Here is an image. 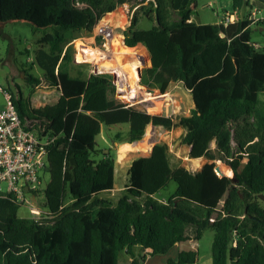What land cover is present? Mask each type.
<instances>
[{
	"label": "trees",
	"instance_id": "1",
	"mask_svg": "<svg viewBox=\"0 0 264 264\" xmlns=\"http://www.w3.org/2000/svg\"><path fill=\"white\" fill-rule=\"evenodd\" d=\"M127 4L136 10L123 31L131 58L126 77L143 59L135 49L142 45L151 66L140 84L161 95L181 84L193 100L189 116L151 115L120 103L111 76L75 74L64 55L70 43L91 38L104 17ZM194 5L195 0H0L1 23L25 22L44 34L35 52L44 77L25 76L31 88L27 99L18 86L16 91L8 87L12 104L22 121L56 136L44 191L50 219H21L22 206L0 199V264H146L189 241L190 228L196 240L214 231L212 264H264L259 199L264 195V48L252 41L248 17L227 27L198 25L192 21ZM232 6L235 12L252 8L250 0H232ZM142 16L156 24L137 30ZM72 48L67 50L71 60ZM102 59L97 53L100 73ZM138 71L133 79H122L128 101L142 90ZM42 83L60 97L35 109L31 98ZM117 125L129 127L116 135L121 144L141 142L149 127L180 129L189 158L207 163L197 172L175 167L169 146L155 144L149 156L131 163L125 195L111 198L114 159L109 153L99 161L94 156L100 153L96 138L102 126ZM218 161L236 178L220 177ZM171 182L177 188L163 203L156 196ZM198 260L197 252L182 251L166 264Z\"/></svg>",
	"mask_w": 264,
	"mask_h": 264
},
{
	"label": "rangeland",
	"instance_id": "2",
	"mask_svg": "<svg viewBox=\"0 0 264 264\" xmlns=\"http://www.w3.org/2000/svg\"><path fill=\"white\" fill-rule=\"evenodd\" d=\"M135 6V4H127L119 7L112 14L104 17L98 24L107 23L114 28L113 43L112 41L107 43L100 36H96L95 29L91 38L82 37L70 43L66 47L64 55L68 57L70 64L74 67L75 74H81L85 77L94 75L97 78L106 75L111 76L117 88L116 100L120 103L135 106L140 110L147 111L151 115L165 117L189 116L194 104L191 94L186 91L181 84L171 85L168 92L161 95L157 90L151 92L148 88L142 86L139 78L138 84L142 90L136 92L133 101H128L126 98H123L125 93L122 86V79H125V77L129 75V70L123 68L127 59L121 61L120 65H118L119 71L116 73L115 71H117V67L115 61H117V58L120 57V54L119 52H116L112 46L121 42V38L123 45V31L130 25L133 12L136 10ZM226 14H234L236 17L242 19L247 16L248 10L243 8L241 11L235 12L233 10L232 0H195V5L192 8V20L198 25L218 26L222 17ZM155 24L156 23L151 21L149 18L142 16L137 26V30H148ZM252 30V41L254 43H258L261 48H264V32L259 33L255 31L253 26ZM43 35V32L34 30L31 25L25 22H0V86L3 89L7 90L8 87H11L16 91V86H18L22 91L24 99H27L31 88L26 83L25 76L30 75L38 79H43L44 73L37 66L35 61V52L38 48L37 43ZM76 41L77 43L72 45L71 60L67 54V50L71 44ZM97 53L102 54L103 57L101 67L105 73L102 74L95 71L97 68L94 62L96 60ZM108 55L111 59H108ZM142 58L143 59L139 61V67L143 72L150 66L149 55L146 53V50L144 55H142ZM119 75H121V79L119 78ZM148 94L150 96H148ZM59 97L60 95L57 90L49 88L46 83H42L41 86L34 90L31 98L32 106L33 108L38 109L44 106L54 105L58 101ZM260 99L264 101V94L260 95ZM5 106L6 101L4 95L0 92V109ZM128 129V125H117L112 127L102 126V132L96 138V150H99L100 153L97 156H94L95 159L99 161L105 157L103 153H109L115 162V184L114 190L110 196L111 198L119 199L125 195L123 190L127 183V172L131 163L140 157L148 156L155 144L165 143L169 146L173 165L175 167L182 166L191 172H197L207 163L205 159L192 160L189 158L191 149L181 144V137L183 135L182 130L178 129L172 132H167L158 127H149L144 139L139 143L132 144L133 146L138 147L146 144L147 142L148 147H151L150 151L131 154L125 160L120 162V151L125 144L118 143L116 135L118 133L123 134ZM217 167H219L226 176H228V173L226 174L223 169L231 171L228 166L224 165L220 161L217 162ZM232 174L233 173L231 171V175L228 177H231ZM43 180L44 189L50 181L49 172L44 175ZM176 188V184L171 182L168 189L158 194L160 196L159 199L162 201L163 199H167L171 194H173ZM30 201L34 207L41 209L42 211H47L45 207V196L43 193L38 197L30 198ZM18 216L21 219H33L29 208L25 206H22L19 209ZM187 233L191 240L181 243L182 249L184 251L197 252L199 255L197 264H212V243L214 239V231L208 229L200 240H196L193 229L190 228ZM172 253L174 252H171V254ZM169 258L170 257L166 258L165 256L151 258L150 262L147 264H155L154 261L156 259L166 261ZM123 264H129L128 260H124ZM157 264L163 263L157 262Z\"/></svg>",
	"mask_w": 264,
	"mask_h": 264
},
{
	"label": "built area",
	"instance_id": "3",
	"mask_svg": "<svg viewBox=\"0 0 264 264\" xmlns=\"http://www.w3.org/2000/svg\"><path fill=\"white\" fill-rule=\"evenodd\" d=\"M238 20L233 14H226L221 24L227 27ZM249 20L253 25L264 23V15L257 11ZM95 29L96 36L107 43L114 37V28L107 23ZM256 48L261 47L256 45ZM108 59H111L109 55ZM0 92L6 101V106L0 109V199H11L29 208L35 221L48 220V211L34 207L30 198L44 194L43 178L50 173L49 147L56 136L50 131L40 132L35 122L22 121L8 90L0 86Z\"/></svg>",
	"mask_w": 264,
	"mask_h": 264
},
{
	"label": "bare ground",
	"instance_id": "4",
	"mask_svg": "<svg viewBox=\"0 0 264 264\" xmlns=\"http://www.w3.org/2000/svg\"><path fill=\"white\" fill-rule=\"evenodd\" d=\"M114 39V38H113ZM113 39L111 40L112 41V43H113ZM113 48H114V50L116 51V52H119V54H120V57L119 58H117V61H115V64H116V67H117V71H115L116 73H118V65H120V63H121V61H120V58H121V55H122V57L124 56L125 57V59L126 58H128V59H131L130 58V55L128 54V48H125L123 45H122V38H121V42H119L118 44H116L115 46H112ZM137 51H139V53L141 54V55H144V50L142 49V48H135ZM116 54V53H115ZM118 54V55H119ZM128 59H127V61L126 62H128ZM139 61L137 62V64H135V73H133V74H131L130 73V76L129 77H125V79H123V80H131V79H133L134 78V76H135V74L137 73V71H138V66H139ZM102 66V65H101ZM100 66V69L102 68ZM126 67V64H124L123 65V68H125ZM95 71L97 72V73H100V72H98V70L97 69H95ZM101 71L103 72V73H105V71L103 70V68L101 69ZM102 74V73H101ZM120 76V75H119ZM120 79H121V77H119ZM150 145V144H149ZM151 150V147H148V143L146 142V144H144V145H140V146H138V147H135V146H133L132 144H125L123 147H122V149H121V151H120V155H119V161L120 162H122L123 160H125L127 157H129L131 154H135V153H137V152H141V153H143V152H145V151H150ZM225 171H226V173H228V175H231V171L230 170H226L225 169Z\"/></svg>",
	"mask_w": 264,
	"mask_h": 264
},
{
	"label": "crops",
	"instance_id": "5",
	"mask_svg": "<svg viewBox=\"0 0 264 264\" xmlns=\"http://www.w3.org/2000/svg\"><path fill=\"white\" fill-rule=\"evenodd\" d=\"M263 0H250V4H251V7L252 8H246L247 10H248V14H247V16L246 17H244V18H242V19H245V18H251V17H253V14L255 13V12H260L261 13V15H264V3L262 2ZM241 11V10H240ZM234 15V14H233ZM235 16V15H234ZM236 17V16H235ZM237 19H241V18H238V17H236ZM193 21V20H192ZM220 24H221V21H220ZM253 28L255 29V31H257V32H259V33H263L264 32V28L263 27H261V26H258L257 24H254L253 25ZM77 43V41L76 42H74L73 44H71V46L72 45H75ZM257 45H259L258 43H256ZM260 46V45H259ZM137 47H140V48H144L145 50H146V48L145 47H143L142 45H139V46H137ZM146 53L149 55V53H148V51L146 50ZM126 59H128V58H126ZM125 59V57L123 56L122 57V55H121V58H120V61H123V60H126ZM149 60H150V55H149ZM150 62V61H149ZM128 63H129V61L128 62H126V67L124 68V69H126V70H129V66H128ZM120 74V73H119ZM139 83V82H138ZM179 84V83H178ZM171 87V86H170ZM155 91V90H154ZM154 91H151V92H154ZM158 91V90H157ZM3 109V108H2ZM193 109V108H192ZM139 143V142H138ZM134 144H136V143H134ZM153 149V148H152ZM152 151V150H151ZM151 153V152H150ZM150 155V154H149ZM148 155V156H149ZM146 157V156H145ZM227 174V173H226ZM228 175V174H227ZM228 176H230V175H228ZM159 195H157L156 196V198L159 200V201H161V202H163V203H165L166 202V200L167 199H163V201L162 200H160L159 199ZM191 240V239H190ZM189 240V241H190ZM188 242V241H187ZM182 251H184L183 249H182V247H181V244H178L171 252H174V253H172L171 254V252L168 254V255H166L165 257L167 258V257H170L171 259H176V257H177V255L180 253V252H182ZM171 254V255H170ZM156 257H159V256H155V257H151V258H156ZM151 258H149L148 260H147V262H146V264L147 263H149L150 262V259ZM169 258V259H170ZM155 264H157V262H161V263H163V264H166V262H167V260L166 261H161L160 259H156L155 261Z\"/></svg>",
	"mask_w": 264,
	"mask_h": 264
},
{
	"label": "water",
	"instance_id": "6",
	"mask_svg": "<svg viewBox=\"0 0 264 264\" xmlns=\"http://www.w3.org/2000/svg\"><path fill=\"white\" fill-rule=\"evenodd\" d=\"M262 2L264 3V0H263ZM149 63H150V66H151V62H149ZM150 66H149V67H150ZM138 73H139V78H140V80H141V79H142V70L139 69ZM150 91H154V90H150ZM215 171H216V173H217L220 177L226 176V175L224 174V172H222L221 169H220L219 167H217V168L215 169ZM232 173H233V172H232ZM231 178L235 179L236 176H235L234 174H232ZM259 199H260L261 201L264 202V195H260V196H259Z\"/></svg>",
	"mask_w": 264,
	"mask_h": 264
}]
</instances>
